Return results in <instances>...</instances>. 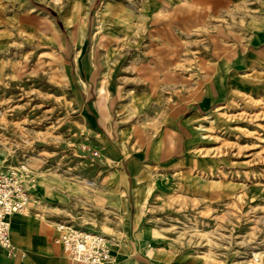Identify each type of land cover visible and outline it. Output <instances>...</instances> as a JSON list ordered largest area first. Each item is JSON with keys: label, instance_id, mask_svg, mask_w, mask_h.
<instances>
[{"label": "rangeland", "instance_id": "374dc122", "mask_svg": "<svg viewBox=\"0 0 264 264\" xmlns=\"http://www.w3.org/2000/svg\"><path fill=\"white\" fill-rule=\"evenodd\" d=\"M75 1L0 0V163L33 169L27 208L140 264L264 262V0H167L156 21L143 0H112L126 18L102 38L88 0L81 43ZM132 162L150 176L135 182Z\"/></svg>", "mask_w": 264, "mask_h": 264}, {"label": "crops", "instance_id": "0c3cea01", "mask_svg": "<svg viewBox=\"0 0 264 264\" xmlns=\"http://www.w3.org/2000/svg\"><path fill=\"white\" fill-rule=\"evenodd\" d=\"M88 0H76L73 4H71L68 9L65 11L64 18L66 23L70 25L71 32L73 35L74 24L72 22V17L76 16L77 18H81L83 30H84V16L86 14V6ZM167 2V0H143V5L141 8V14L147 18L148 21L150 19L156 21L154 17H157V8L160 3ZM193 0H188V2ZM186 7H182L177 13H174L173 17H177L183 25L185 29L189 27L193 21L197 22V16L187 17ZM98 14L96 16V25L97 30H101L98 35L103 37V34L106 33L105 23L111 22L110 24L119 25L120 20H123L124 15L118 12L115 8V4L112 0H102L100 5L98 6ZM202 13V12H201ZM203 14V13H202ZM201 17H204V15ZM126 18V17H125ZM124 18V19H125ZM128 18V17H127ZM186 20V21H185ZM201 21V19H199ZM97 31V32H98ZM84 32V31H83ZM97 35V36H98ZM74 38V35H73ZM75 40V39H74ZM239 60H241L242 65H245V61L243 56H239ZM235 64V63H234ZM237 65V64H236ZM240 67V65H237ZM229 69V65L226 63L222 64L221 67V79L222 83L225 84V74ZM215 70V68H214ZM193 120V117L189 116L186 118L185 122ZM131 171L134 174L135 182L138 181L141 176H150L149 170L145 167H142L140 164H136L132 162L130 165ZM150 180V179H148ZM124 181V173L121 170H113L110 172V182L114 188L113 192L120 189L121 184ZM53 183L55 185H59L55 180H47V181H39L38 191L43 190V184L45 183ZM151 182V180H150ZM150 187V186H148ZM147 188V187H146ZM33 191V190H32ZM139 195V194H138ZM141 198V195L138 196V199ZM30 209V208H29ZM28 209L25 213H16L10 217L11 227H12V241L16 247L22 248L27 252V256L24 262H21L16 257H10L7 254L6 248L0 245V264H67L68 256L66 255L63 246L56 241V236L58 234V230L56 228L55 235L51 228L42 222L39 217L35 216ZM54 237V238H53ZM140 244L142 247L149 248L151 246L156 245L157 240L152 236L149 228L143 227L139 230L137 235ZM114 260L110 264H140L139 262L132 259V256L127 255L123 249H120L118 252H115L113 248ZM179 264H214L204 262L200 258L181 260ZM227 264H250L247 261H233L228 262ZM257 264H264L257 263Z\"/></svg>", "mask_w": 264, "mask_h": 264}, {"label": "built area", "instance_id": "2783aa9c", "mask_svg": "<svg viewBox=\"0 0 264 264\" xmlns=\"http://www.w3.org/2000/svg\"><path fill=\"white\" fill-rule=\"evenodd\" d=\"M36 182L33 169L23 161L19 165L0 163V245L10 257L24 262L27 252L12 241L11 213L25 210ZM56 241L68 256L67 264H110L114 246L108 234L77 227L61 220L57 223ZM259 261V257L255 259Z\"/></svg>", "mask_w": 264, "mask_h": 264}, {"label": "bare ground", "instance_id": "6f19581e", "mask_svg": "<svg viewBox=\"0 0 264 264\" xmlns=\"http://www.w3.org/2000/svg\"><path fill=\"white\" fill-rule=\"evenodd\" d=\"M186 14H187V17L192 16L190 13H186ZM78 20H79V25H78V27H77V30H78V31L73 32V35H74V39H75V41H76L77 43H81V42H82V39L80 38V34H81V31H82V25H81V24H82V21H81V18H78ZM185 21H186V20H185ZM103 99H104V96L101 94L100 98L98 99L99 103L102 102ZM102 107H104V106L102 105ZM28 209H29V208H26V209L23 210V211H16V212H13V213H11L10 217H11L13 214H16V213H25V212L28 211ZM10 217H9V221H10ZM10 224H11V221H10ZM11 226H12V225H11ZM256 259H257V257H256Z\"/></svg>", "mask_w": 264, "mask_h": 264}]
</instances>
